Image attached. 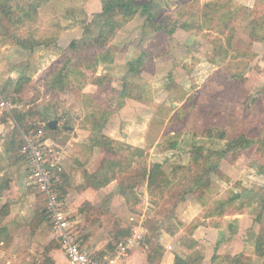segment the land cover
Listing matches in <instances>:
<instances>
[{"label": "rangeland", "instance_id": "374dc122", "mask_svg": "<svg viewBox=\"0 0 264 264\" xmlns=\"http://www.w3.org/2000/svg\"><path fill=\"white\" fill-rule=\"evenodd\" d=\"M17 1L27 6L25 12L32 9L31 5L40 6L36 15L24 17L21 26L10 23L5 38L12 40L22 26L31 32L30 43L23 45L31 50L20 52L18 46L2 59L0 108L5 102V110L22 120L23 128L12 130L17 135L12 141L0 140V170L25 166L20 176L26 175L22 184L26 181L27 195L33 201L36 219L32 229L37 230L43 223L45 230L51 231L44 197L33 186L28 187L29 142L53 149L49 160L59 163L56 159L69 139L82 136V152H91L90 147L96 149L95 156L88 160L86 168L92 174L85 173L86 184L94 188L95 174L102 181L110 179L99 196L114 202L110 200V205L102 208L84 205L87 217H95L111 236L108 253H114L116 245L133 233L132 226L138 223L130 219L135 218L137 222L144 221L148 231L143 240L149 247L146 260L150 264H159L167 251L182 259L188 254L189 264L204 263L206 252L193 235L202 220L221 210L227 217L228 236L239 233V216L261 218L262 224L257 222V260L248 258L250 250L244 254L245 259L242 255L211 256L210 264H264V44L251 43L253 22L260 19L264 23V0H235L229 6L226 0L223 3L228 7L221 11L208 6L219 0L204 4L194 0L190 5H182L186 0H181L173 13L156 3L149 14L140 12L106 46L95 41L104 25L100 13L105 3L117 0H65L64 11L55 0ZM51 1V9L42 12L48 26L40 31L43 22L39 9ZM136 1L145 4V0ZM227 9L230 15L225 18ZM58 14L64 18V26L60 16V20L56 19ZM176 20L194 27L189 33L196 39L187 45L189 48L197 50L203 40L211 48V57L218 61L207 60L202 69L183 66L186 56L177 40L169 48L163 47V42L170 40H164L166 36L159 30L163 24L173 29ZM204 21L217 26L205 33L209 28H203ZM0 30L6 33L5 27ZM161 40L163 48H158ZM72 43L77 44L75 49ZM191 59L185 61L190 63ZM198 62L196 57L192 64ZM44 66L47 69L38 76L36 73ZM102 77L111 81L99 86ZM12 82L16 84L15 92L4 96ZM126 86H132L135 96L141 89L151 92V96L144 93V102L125 99ZM103 112L109 115L102 117ZM104 119L109 121L106 127L94 129L95 120ZM51 121H58L56 133L47 127ZM114 130L118 136L126 135L130 142L110 138ZM143 132L146 145L137 147V136ZM241 136L258 143L243 152L227 145L228 140ZM171 144L175 147L168 152ZM155 165L161 169H156L158 173L150 181L149 172ZM4 175L8 177V173ZM5 176L0 179V194L5 190ZM197 179L206 189L186 193L183 186ZM234 195L240 197L222 210V204ZM24 203L23 200L15 209L24 210ZM120 209L124 215L118 213ZM8 212L9 204L0 207V239H5L1 237L2 230L8 229ZM103 212L108 216L100 220L98 213ZM254 237L253 233L249 235V245L254 244ZM169 244L174 248L166 251L164 246Z\"/></svg>", "mask_w": 264, "mask_h": 264}, {"label": "crops", "instance_id": "0c3cea01", "mask_svg": "<svg viewBox=\"0 0 264 264\" xmlns=\"http://www.w3.org/2000/svg\"><path fill=\"white\" fill-rule=\"evenodd\" d=\"M55 1L58 2L57 3L58 5H62V8L65 7V0H55ZM192 1L194 0H186V2H183L182 4L181 0H155V2L157 4H160L161 7L164 8V10L166 9L169 12L171 11V13L175 12L179 8V3L182 5H188V4L190 5ZM200 2H202L203 4L210 3L211 0H200ZM49 3L50 4H47L43 6L41 9H39V18L43 22L42 25L39 26L40 31L46 30L45 27L48 26L44 23L47 22L48 18L44 19L42 12L45 9H51L53 3L52 1ZM182 7L183 6H181V8ZM64 10L65 9L63 8V11ZM59 16L62 21V26H64L65 20L62 17V15L58 14V17H56V19L58 18V20H60ZM10 17L11 18L9 19L6 16V13H4V11L0 8V29H2V26L6 28V33L4 30H3L4 34L0 33V76L4 68V63L2 62L3 61L2 59H4V57H9L10 56L9 54H11L10 51H15L16 50L15 48H17L18 46H19L18 50H20V52L31 50V48L27 49L24 48L23 46V45L26 46V44L30 43L31 40L30 39L31 32L27 28H23L24 26H22L21 31H19V33L15 35V37L12 40L8 41L5 39L6 35L9 34L10 23L20 26L22 24V21L19 23L17 22L19 21L18 19L20 17L17 16V13L16 16L13 15ZM208 19L211 20V14ZM202 26L204 29L209 28V30H204L205 33L208 32L211 33V31H213V27H216L217 25L212 26V23L210 25L207 21H204V23H202ZM159 32L160 34L163 33V35L166 36L164 37L165 38L164 40H166L167 38L170 40L169 43L163 42L164 44L163 47L167 49L169 48L168 47L169 45L171 46L172 43L175 44L177 40L180 43V45L183 47V51H184L183 54L186 56L185 60L192 58L191 60L194 61L196 57L198 58L199 62L197 65L192 64V61H190L189 63L188 61L184 60V62L182 61L183 66L186 64H190L192 68L202 69V67L207 66L206 65L207 60L212 63L218 61L214 57H213L214 59L211 57L212 56L210 54L211 48L203 40L200 41V46L199 48H197V50L194 48H189V46L187 45L196 38L191 33L185 30L177 29L175 31V34L173 35L174 38L168 35L164 28L162 30L160 29ZM159 32L156 33L157 36L159 35ZM63 35H65L64 31L61 32V36H62L61 38H63ZM170 37H172L173 39L172 38L170 39ZM158 45H159L158 48H163L162 40ZM153 59L155 64L156 60L154 56ZM46 69L47 68L44 66V68L39 70L36 74L39 76L38 73H41ZM12 77L13 75H11V78ZM15 90H16V84L12 82L9 84V87L4 90L3 94L4 96H7L15 92ZM175 106L176 103L173 104V107ZM1 110L3 112L0 115V140H4L5 138H7L8 140L12 141L14 136H17L16 133H14L12 130L18 129L19 126L17 125L15 118L12 116L11 111L8 112L3 108ZM5 128L6 130L8 128L9 131L4 132ZM52 131L53 132L55 131L54 133H56V130H52ZM109 136L110 138L116 139L117 142L121 139L122 141L128 139L126 135L118 136L117 130L112 131L109 134ZM145 137H146L145 132L142 133L141 137L137 136L138 143L135 146L138 147V145H146ZM127 141H129V139ZM80 142H82V136H80L78 139H73V140L69 139L68 145L65 148V150L62 149V152L60 153V157L57 158V161L59 162L58 164L61 167V171L57 175L55 181V187L57 189L61 202L66 212L68 213L69 218L71 219L70 221L74 228L76 238L78 239L81 245V248L89 251L91 254H93L94 257L97 256L101 258L107 257L113 254V253L110 254L107 251L108 244L111 242V236L107 233V229L105 228V226H103L101 223L98 224L96 222V220L94 219L95 217H91V216L87 217L88 213L87 211H84L85 209L84 205L86 204V205H90L91 207L102 208L108 204L110 205V200L111 202L114 201L112 198L109 199L104 196L103 197L99 196V194L104 192L102 188L98 190L95 188H91L86 184L84 180L85 173L87 172L89 175L92 174L90 169H87L86 167L90 157L96 154V149L90 147L92 153L88 151L82 152L81 150H83L82 148L84 147L82 145L81 148L80 144H83L84 142L82 143ZM1 148L2 145L0 143V150ZM10 149L11 148H9V150ZM23 169H25V166L19 164L17 167L8 166L7 169L6 167L5 168L3 167L2 170H0V179L4 178L5 176L4 174L8 173V177L5 176L6 179L4 181L5 190L3 194H0V207L2 209L5 204H9V212L7 217L8 221L6 222L8 229L7 227L6 228L4 227L5 229H3L1 233L3 234V236L1 237H4L5 239L2 238L0 239V264H69L64 254L63 248L60 244L59 237L54 231L50 219L48 218L46 211V198L42 194L41 195L44 197V212L46 214L48 223L51 227V231L48 232L47 230H45L43 223L40 224L37 230L32 229L33 221L34 219H36L35 217L36 215L34 214L33 211L34 207H33L32 198L27 195L25 189V186L27 184L25 183L26 181H24V184H22L23 177H26L25 174L20 176V174H23ZM28 177H29L28 187L33 186L35 188L32 179L31 169H30V175H28ZM103 198H107V199H103ZM23 200L25 201V203L23 204L24 210L23 209L16 210L17 208L15 209V207L18 204H20ZM109 208L113 209V205H111ZM118 213L120 215L122 214L121 209L120 211H118ZM98 214L100 220L101 218H105L106 216H108V213L105 212ZM224 215L222 217H212L202 220L201 226H199V228L196 230L195 234L193 235V239L196 240L197 242L199 241V243L202 245V248L204 249V252H206L207 258L205 262L201 264H210L209 260L211 256L213 257L214 255L220 256L226 254L232 258H235L237 256L240 257L242 255L243 259H245L244 256L246 257V255L244 254L250 252V250L253 251L251 252L252 255H250L248 258L252 259L253 257L254 260H257L255 259V252L257 251V247H258L257 219L250 217L248 218V216L245 217L246 215L244 217L239 216V218L237 219L240 220L241 228L238 230L239 233L233 234L232 236H228L227 225L225 221L227 217H225ZM130 221L138 223V225L135 226L133 225L132 227L136 229H141L144 239L148 235L147 229L143 227L144 221L137 222L135 218H131ZM251 233L255 234L254 237L255 241L254 244H252L253 248L252 245H249V241H250L249 235ZM144 240L139 244L137 248H135L129 254L128 257L122 259L116 264H150L146 260L147 259L146 251L147 249H149V247L145 245ZM120 243L116 245L114 252L117 250V247ZM169 245L170 246L167 245L164 246L166 251L167 248L168 250H173L174 247L171 244ZM167 252L164 253L162 258L163 260L159 264H189L187 262V259L189 258L187 257L188 254L186 255L185 259H182L181 257H179V255L174 256L175 254L174 255L173 253L167 254ZM193 264H197V262H193Z\"/></svg>", "mask_w": 264, "mask_h": 264}, {"label": "trees", "instance_id": "16d2710c", "mask_svg": "<svg viewBox=\"0 0 264 264\" xmlns=\"http://www.w3.org/2000/svg\"><path fill=\"white\" fill-rule=\"evenodd\" d=\"M223 2H226V0L225 1L219 0V2L217 1L214 3H210V4H208V6L210 8L212 7L214 11H221L223 8L228 7L229 5L234 3L235 0H227L228 6L226 5V3H223ZM11 3H13V5L16 3V5L11 7V6H9ZM17 3H18L17 0H15V1L14 0H5V1L0 0V8L4 11V13H6V16L9 19L11 18L10 16H13V15L16 16V13H17V16H20L18 19L19 21H17L18 23L21 22L22 20H24L25 19L24 17L29 18V17H31V15H36L38 7L40 6V5H31V6H29V8H32V9H29L27 12H25V9L27 8V6L24 7V6L19 5V3L18 4ZM153 6H156V2H154V0H145V4H138L136 0H117L112 4L105 3L104 7H103V11L100 13V18H102L104 20V25L102 26V30L100 31L99 35L95 38V41L102 46H106L107 44L110 45L111 41H113L115 39V37L117 36V34L120 30H121V32L125 31V29H124L125 25H127L130 21H132L134 19V17L138 16L140 12H142L143 15L149 14V10ZM226 11L228 12V14H226V13L224 14L225 18L230 15V13H229L230 10L227 9ZM253 26H254V28H253V31L251 34V43L254 44V43L258 42L260 44H264V23H263V21H261L260 19L259 20L257 19L253 22ZM163 28L166 30L168 35L173 36L177 29H182V30H185L187 32H191L194 27L180 23L178 20H176L174 23L173 29H171L170 26H167V25L165 26L164 24L162 26V29ZM135 40L136 39H134L133 42ZM76 45H77L76 43H72L71 48L75 49ZM227 55L228 54L226 52V56ZM99 80H100V82L98 83L99 86H101V83L103 81H106V80L111 81V79L107 78V77H102V79H99ZM130 87H132V86H130ZM130 87L126 86L123 89V96L125 97V99H129V100L133 99V100H136L139 102H144L145 101L144 100L145 94L151 96V92H148V91L143 90V89H141V91H139V93H137L135 96V95H133L134 94L133 90L130 89ZM133 87H135V86H133ZM116 111H118V110L116 109L115 112ZM101 115H102V117H105V116L109 115V113L103 112ZM14 118H15L19 128L22 129L23 128V121L18 120L19 118H17V117H14ZM108 122H109L108 119L95 120L94 129L97 128L99 130H102L104 127H106ZM256 143H258V142H256V141L254 142L251 139H249L248 137L241 136V137H235L231 140H228L227 145L234 148V149H237V150L243 152V151L247 150L248 147L252 146V144L256 145ZM170 147H171V149H168V152H170L171 150L174 149L175 144H171ZM156 169H161V168L159 165H155V167H152L150 169V172H149L150 181L156 177L155 173H158L156 171ZM145 172H147V170H145ZM92 178L95 180V183H96L92 187H94L96 189L103 188L104 186H106L110 183L109 182L110 179L102 181L101 177H99L97 174L93 175ZM183 188L186 190L185 192L188 194L206 189L205 184L202 183L201 181H199L198 179L196 181H194V183L192 182L190 184H186V186H183ZM239 197H240V195H234L229 202L222 204V206L220 208L222 210H225V208H227V206H229L230 203H232L234 200L238 199ZM224 212L225 211L220 210L219 213L211 214L209 217H222L224 215ZM261 221L262 220L260 217L257 218V222L259 224H262ZM258 242H259V240H258ZM259 244H260V242L258 243V245ZM214 259L216 260L217 258H214Z\"/></svg>", "mask_w": 264, "mask_h": 264}, {"label": "built area", "instance_id": "2783aa9c", "mask_svg": "<svg viewBox=\"0 0 264 264\" xmlns=\"http://www.w3.org/2000/svg\"><path fill=\"white\" fill-rule=\"evenodd\" d=\"M1 108L7 109V104L2 102ZM28 150L34 186L46 198L48 218L59 237L69 264H116L128 257L139 246L143 241V234L141 229L133 228V234L121 242L112 255L102 258L94 257L89 251L82 249L76 238L71 219L55 187V181L61 168L58 163L49 160L53 149L43 146L36 147L29 142Z\"/></svg>", "mask_w": 264, "mask_h": 264}, {"label": "water", "instance_id": "95a60500", "mask_svg": "<svg viewBox=\"0 0 264 264\" xmlns=\"http://www.w3.org/2000/svg\"><path fill=\"white\" fill-rule=\"evenodd\" d=\"M50 130H57L58 128V121H51L48 124Z\"/></svg>", "mask_w": 264, "mask_h": 264}]
</instances>
